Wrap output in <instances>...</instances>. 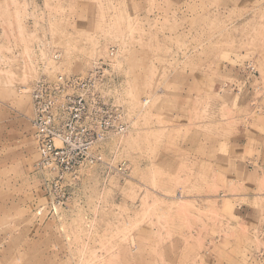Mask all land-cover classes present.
<instances>
[{
    "label": "rangeland",
    "instance_id": "374dc122",
    "mask_svg": "<svg viewBox=\"0 0 264 264\" xmlns=\"http://www.w3.org/2000/svg\"><path fill=\"white\" fill-rule=\"evenodd\" d=\"M111 47L129 131L39 214L31 83ZM0 264H264V0H0Z\"/></svg>",
    "mask_w": 264,
    "mask_h": 264
},
{
    "label": "built area",
    "instance_id": "2783aa9c",
    "mask_svg": "<svg viewBox=\"0 0 264 264\" xmlns=\"http://www.w3.org/2000/svg\"><path fill=\"white\" fill-rule=\"evenodd\" d=\"M117 48L111 47L108 58L97 60L84 74L55 73L48 75L40 66L31 83V125L40 157L39 167L45 170L43 192L46 215H57L71 198L67 176L79 166L100 161L96 155L100 145L112 136L129 131V121L122 109L115 107L116 76L111 63ZM52 59H60L55 52ZM252 70V69H251ZM122 163L118 171L126 173Z\"/></svg>",
    "mask_w": 264,
    "mask_h": 264
}]
</instances>
